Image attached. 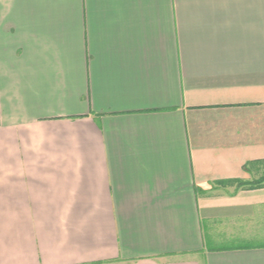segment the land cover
I'll use <instances>...</instances> for the list:
<instances>
[{"label":"crops","instance_id":"1","mask_svg":"<svg viewBox=\"0 0 264 264\" xmlns=\"http://www.w3.org/2000/svg\"><path fill=\"white\" fill-rule=\"evenodd\" d=\"M0 218L7 264H264V0H0Z\"/></svg>","mask_w":264,"mask_h":264},{"label":"rangeland","instance_id":"2","mask_svg":"<svg viewBox=\"0 0 264 264\" xmlns=\"http://www.w3.org/2000/svg\"><path fill=\"white\" fill-rule=\"evenodd\" d=\"M6 224H7V218H0V228H1V232H0V236H4L6 235ZM3 247V243L0 239V251H1V248ZM1 257V260H0V264H7V258H6V255L5 256H0Z\"/></svg>","mask_w":264,"mask_h":264},{"label":"trees","instance_id":"3","mask_svg":"<svg viewBox=\"0 0 264 264\" xmlns=\"http://www.w3.org/2000/svg\"><path fill=\"white\" fill-rule=\"evenodd\" d=\"M261 183L253 184V185H248L247 188L252 189V188H258L261 187Z\"/></svg>","mask_w":264,"mask_h":264}]
</instances>
